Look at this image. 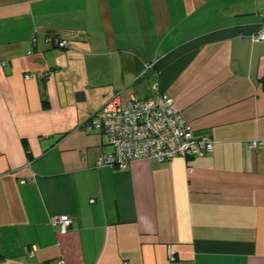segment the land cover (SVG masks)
Instances as JSON below:
<instances>
[{"label":"crops","instance_id":"0c3cea01","mask_svg":"<svg viewBox=\"0 0 264 264\" xmlns=\"http://www.w3.org/2000/svg\"><path fill=\"white\" fill-rule=\"evenodd\" d=\"M263 26L264 0H0V264H264ZM155 86L212 153L97 167L92 115Z\"/></svg>","mask_w":264,"mask_h":264},{"label":"built area","instance_id":"2783aa9c","mask_svg":"<svg viewBox=\"0 0 264 264\" xmlns=\"http://www.w3.org/2000/svg\"><path fill=\"white\" fill-rule=\"evenodd\" d=\"M46 40L58 47L65 46V42L56 35L49 34ZM251 40L264 42V26L251 36ZM25 78H30V75H25ZM154 89L151 96L138 98L132 95L124 104L113 97L92 115L90 125L104 134L111 148L97 157V167L124 168L127 163L138 159L165 162L176 156L196 157L212 153L214 140L208 135H196L182 114L171 107L169 96L160 92L157 86ZM260 145H264V140L255 139L247 143L250 149ZM31 181L33 176L20 182ZM50 224L64 234L71 227L72 218L68 214L54 216ZM34 250L31 246L28 251L30 257ZM168 256L171 261L175 259L171 247L168 248Z\"/></svg>","mask_w":264,"mask_h":264},{"label":"trees","instance_id":"16d2710c","mask_svg":"<svg viewBox=\"0 0 264 264\" xmlns=\"http://www.w3.org/2000/svg\"><path fill=\"white\" fill-rule=\"evenodd\" d=\"M42 106H43V108H48L49 107L48 101H47V99L45 97H43ZM25 150L27 152V155L30 156L29 149H28L27 145H25Z\"/></svg>","mask_w":264,"mask_h":264}]
</instances>
